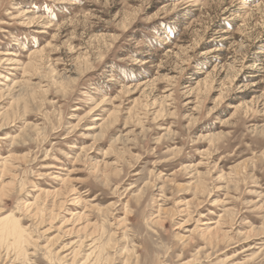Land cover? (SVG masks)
I'll return each instance as SVG.
<instances>
[{
  "label": "rangeland",
  "instance_id": "obj_1",
  "mask_svg": "<svg viewBox=\"0 0 264 264\" xmlns=\"http://www.w3.org/2000/svg\"><path fill=\"white\" fill-rule=\"evenodd\" d=\"M0 229V264H264V0H0Z\"/></svg>",
  "mask_w": 264,
  "mask_h": 264
},
{
  "label": "bare ground",
  "instance_id": "obj_2",
  "mask_svg": "<svg viewBox=\"0 0 264 264\" xmlns=\"http://www.w3.org/2000/svg\"><path fill=\"white\" fill-rule=\"evenodd\" d=\"M3 222V221H2ZM14 222V221H13ZM19 224V223H18ZM211 225V224H210ZM19 226V225H18ZM7 227V226H6ZM7 228H9V227H7ZM13 228L14 229H17V225L15 224V223H13ZM6 229V228H5ZM11 229V228H10ZM14 229H13V231H14ZM1 230V229H0ZM11 231V230H10ZM21 231V230H20ZM24 232V231H23ZM16 233V232H15ZM18 233V232H17ZM20 239V238H19ZM21 240V239H20ZM59 258V257H58Z\"/></svg>",
  "mask_w": 264,
  "mask_h": 264
}]
</instances>
